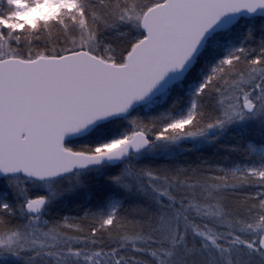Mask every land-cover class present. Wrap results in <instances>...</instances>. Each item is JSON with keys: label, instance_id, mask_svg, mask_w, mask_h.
I'll return each instance as SVG.
<instances>
[{"label": "snow or ice", "instance_id": "1", "mask_svg": "<svg viewBox=\"0 0 264 264\" xmlns=\"http://www.w3.org/2000/svg\"><path fill=\"white\" fill-rule=\"evenodd\" d=\"M0 264H264V0H0Z\"/></svg>", "mask_w": 264, "mask_h": 264}]
</instances>
